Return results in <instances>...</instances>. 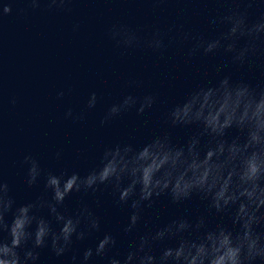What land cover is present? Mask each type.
Wrapping results in <instances>:
<instances>
[{
	"label": "clouds",
	"instance_id": "9594fccd",
	"mask_svg": "<svg viewBox=\"0 0 264 264\" xmlns=\"http://www.w3.org/2000/svg\"><path fill=\"white\" fill-rule=\"evenodd\" d=\"M28 2L35 9L41 0ZM70 2L47 0L50 9H64ZM257 2L247 0L249 6ZM11 11L10 2L2 6L3 14ZM209 23L216 25L218 20L214 17ZM219 23L227 25V31L214 39L183 35L185 41H195L188 56L201 52L214 54L222 48L232 54L231 63L241 67L250 63V57L257 55V42L264 43V15L249 24L247 10L233 11L220 17ZM110 38L117 47L125 49L140 44V37L123 25H113ZM241 40L245 41L243 45ZM145 43L153 51L163 52L167 47L159 30ZM63 95L58 93L60 97ZM156 102L153 94L142 98L127 95L110 106L100 124L103 126L134 108L138 115H143ZM96 103L97 95L93 92L87 107L92 109ZM66 116H72L71 109ZM165 119L171 127L195 126L197 132L182 146L174 144L165 134L140 147L131 143L105 147L98 165L84 176L49 171L44 188L51 192L50 200L38 198L17 205L9 195V185L0 177V264H37L38 250L43 248H50L56 257L64 256L71 251L74 239L83 241L99 231L100 219L87 205H82L75 214L61 209L72 193H95L101 185L110 186L118 194V204L130 202L132 213L123 229L126 234L135 230L143 209L151 208L161 195L169 196L174 204L199 195L208 201L210 211L230 215L232 227L219 223L209 228L203 216L194 222L174 219L139 235L122 259L119 254L108 257L117 241L106 233L94 249L83 251L79 264H89L94 257H108L107 264H264V231L257 230L264 225V87L233 82L226 75L215 84L189 92L168 110ZM232 128L238 129L241 136L229 141L225 137ZM205 137L206 143L202 145ZM24 164L28 165L26 183L31 188L36 185L41 169L31 155L25 156ZM45 207L58 229L53 220L39 214ZM168 241H174L175 245L159 247L157 255L155 249ZM72 261L75 264L76 255Z\"/></svg>",
	"mask_w": 264,
	"mask_h": 264
}]
</instances>
